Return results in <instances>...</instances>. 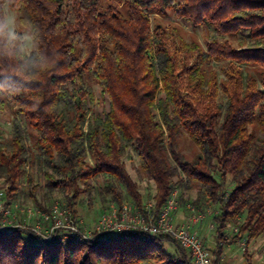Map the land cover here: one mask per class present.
<instances>
[{
    "label": "trees",
    "instance_id": "obj_1",
    "mask_svg": "<svg viewBox=\"0 0 264 264\" xmlns=\"http://www.w3.org/2000/svg\"><path fill=\"white\" fill-rule=\"evenodd\" d=\"M10 1L31 47L23 51L21 31L22 39L0 38V106L26 123L14 116L9 137H0L7 200L24 178L35 191L37 176L43 202L59 195L72 209L101 182L103 204L122 203L125 191L141 207L124 160L133 151L138 178L154 183L155 213L181 188L217 205V258L228 221L238 226L230 241L264 236V0ZM168 10L202 29L203 43L152 17ZM184 136L192 156L180 147ZM27 233L0 231V264H194L167 234L29 244Z\"/></svg>",
    "mask_w": 264,
    "mask_h": 264
},
{
    "label": "built area",
    "instance_id": "obj_2",
    "mask_svg": "<svg viewBox=\"0 0 264 264\" xmlns=\"http://www.w3.org/2000/svg\"><path fill=\"white\" fill-rule=\"evenodd\" d=\"M176 190L159 211L154 212L152 201L145 202L141 207L132 202L109 201L101 211L92 227L83 225L67 207L58 201L52 203L48 210L31 207H19L5 198L0 190V231L16 228L29 230L25 241L29 244H41L57 238L60 242L76 238L89 239L109 233L147 232L150 234H167L172 236L183 248L187 249L194 264H226L223 257L217 256L205 247L191 225L205 217L204 213H192L182 224L172 222L171 214L178 208ZM19 214L22 215L21 220ZM36 218L32 224L30 220Z\"/></svg>",
    "mask_w": 264,
    "mask_h": 264
},
{
    "label": "rangeland",
    "instance_id": "obj_3",
    "mask_svg": "<svg viewBox=\"0 0 264 264\" xmlns=\"http://www.w3.org/2000/svg\"><path fill=\"white\" fill-rule=\"evenodd\" d=\"M4 1V13L5 17L11 16L14 19V30L15 31H21L25 37L24 44H23V51L25 53H28L31 47V39L29 37V34L25 28H23L19 22H18V15L16 13L15 7L12 4L10 0H3ZM152 17L155 20H161L165 22L166 24L171 22L175 23L179 26H182L183 28V34H185V37L188 39L190 36H195L201 43H203V30L200 28H196L195 30H190L186 25H184L182 22L177 21L175 18V12L174 10H168L166 12L165 16H160L153 14ZM96 98L100 100V94L99 91L96 90ZM107 103L104 101L100 104H96L93 109L96 112H100L102 108ZM16 117L18 121L21 123L22 126L26 127V123L24 122L22 116L16 113L14 108H10L9 106H0V137L2 139H5L9 137L12 127V119L13 117ZM31 141V140H30ZM28 141L27 144H31V142ZM180 147L182 148L183 152L187 154L188 156H192L194 152V147L189 141V139L184 136L180 140ZM125 165L127 171L130 173L132 178L134 180H138L139 184V191L142 194V197L144 199V202L151 201V196L154 193V183L150 180H148L145 177H142L141 179L137 176V168L139 167L140 161L139 158L135 155L133 151L130 152L129 156H126L124 158ZM32 184H38V187L35 189V191L32 190L31 185H27L25 178L20 181L19 183V189L16 191V199H10L9 201L12 204H17L19 207H31L33 209L39 208L35 202L32 199V196H30L31 193L35 195V199L41 203L44 204V209L41 210H48V208L54 203L55 201H58L61 199V196L56 195L54 197L53 201H45L43 202L41 199V194L44 192L43 189V179L42 177H34ZM89 193H82L73 203L72 209L68 208L70 211L74 210L73 215L79 220V222H82L83 225H87L88 227H92V224L95 222L97 217L100 215L101 211L104 210V208L107 207V204H103L100 200L99 195V188L98 185ZM4 185L2 184V179H0V190L4 191ZM33 191V192H32ZM176 198L178 200V206L185 207V211L187 212V215H191L192 213L200 212L204 213L205 217L202 220H206L208 224H213V227L209 226L211 229V239L212 242H206L204 239L201 238L203 244L206 248H208L210 251H212L215 255V244L218 243V240L216 238V222L213 220V217L215 215H218L220 210L217 207V205H214L209 202V205L200 204L195 201L196 199V189H178L176 190ZM182 203H181V202ZM123 202H132L131 199L127 196L126 192L123 191ZM184 202V203H183ZM133 203V202H132ZM198 205H203L201 208H197ZM66 207V206H64ZM40 209V208H39ZM19 219L21 220L22 215L19 214ZM201 220V221H202ZM37 221L36 218H32L30 220V223L34 224ZM199 221V222H201ZM197 222V223H199ZM238 226L235 225L233 222L228 221L224 228V234L222 239L219 241L220 245H223V248H227L229 245L231 247V251L236 250V253L238 254L237 260L235 262H239V264H264V236H259L253 240H249L246 242L245 236H241L236 238L233 241H230L232 237L237 233ZM215 243V244H214ZM223 262L226 264H230L228 262H225L223 259ZM234 264V263H232ZM238 264V263H235Z\"/></svg>",
    "mask_w": 264,
    "mask_h": 264
},
{
    "label": "crops",
    "instance_id": "obj_4",
    "mask_svg": "<svg viewBox=\"0 0 264 264\" xmlns=\"http://www.w3.org/2000/svg\"><path fill=\"white\" fill-rule=\"evenodd\" d=\"M187 217L188 215L187 212L185 211L184 206L183 207L178 206V208L175 211H173L171 214L172 222L176 225L184 223ZM209 226L213 227V224H208L206 220H202L199 223L192 224L191 229L195 231L206 242H212L211 231L209 230L211 228ZM231 247L232 246L229 245L227 248H223L221 256L223 257L225 262H228L230 264L232 263L239 264V262H235L237 260L236 258L238 257V254L236 253V250L231 251Z\"/></svg>",
    "mask_w": 264,
    "mask_h": 264
},
{
    "label": "clouds",
    "instance_id": "obj_5",
    "mask_svg": "<svg viewBox=\"0 0 264 264\" xmlns=\"http://www.w3.org/2000/svg\"><path fill=\"white\" fill-rule=\"evenodd\" d=\"M13 25L14 19L11 16L0 19V38H5L8 41H15L24 38L17 36Z\"/></svg>",
    "mask_w": 264,
    "mask_h": 264
}]
</instances>
